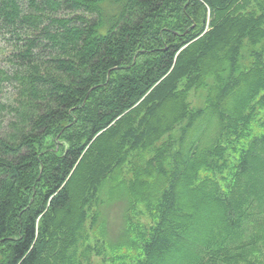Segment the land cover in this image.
Returning a JSON list of instances; mask_svg holds the SVG:
<instances>
[{"label": "trees", "instance_id": "16d2710c", "mask_svg": "<svg viewBox=\"0 0 264 264\" xmlns=\"http://www.w3.org/2000/svg\"><path fill=\"white\" fill-rule=\"evenodd\" d=\"M254 1L0 0V264H264Z\"/></svg>", "mask_w": 264, "mask_h": 264}, {"label": "rangeland", "instance_id": "374dc122", "mask_svg": "<svg viewBox=\"0 0 264 264\" xmlns=\"http://www.w3.org/2000/svg\"><path fill=\"white\" fill-rule=\"evenodd\" d=\"M260 1H262V3H264L263 0H255L254 3L255 4H258ZM210 20H211V17L209 18V21ZM209 21H208L207 24H209ZM197 88H198V86H196V88H191L189 90V99L191 101H193L194 104H199L200 102H202V99H201L200 95H197ZM196 95H197V97H195ZM102 208H103L102 209V212L105 213L107 211V213H108L107 218L109 217V221H111L114 224V225H111L110 224L111 222H110L109 223L110 224L109 227H111V230H114L115 233H116L117 230H118V228H119V227H117V225H119V226L122 225V221H121V219H122V217H121L122 216L121 211H122V208H123L122 205H120V204L119 205H111V206H109V208H107V207H102ZM95 209H96V207H95ZM92 212H93V206L91 207V209L89 208V214L92 215ZM59 218H61V216ZM39 220H40V218H39ZM39 220H38L37 225H40L41 224V221H39ZM91 221H92V219L89 218L87 220V222H86V225H85L86 228H87L86 229V235L88 234V236H89V242L92 243V244H94V241H93L94 239H93V234H92V228H91ZM73 235L76 236L79 239V235H78V233L76 234L75 231H74V234ZM80 241H81V238H80ZM8 242H9V240H7V243L6 244H2L0 246V250L8 249L9 248V243ZM79 245H81V242L79 243ZM105 251H109V250L106 249ZM100 252H103V251H100ZM79 254H81V250H80ZM0 257H1V253H0ZM106 257H109V256H106ZM92 260H93L94 263H98V264H100L101 262H102V264H111V261H109V260L104 261V256H101L100 254H98L97 256H93L92 255ZM4 261L6 263L7 262V259L4 260Z\"/></svg>", "mask_w": 264, "mask_h": 264}]
</instances>
